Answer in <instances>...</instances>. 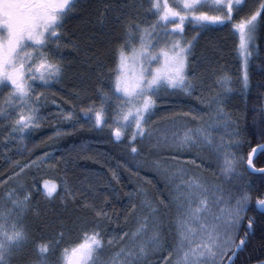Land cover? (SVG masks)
I'll use <instances>...</instances> for the list:
<instances>
[{
	"label": "snow or ice",
	"instance_id": "6c2138e0",
	"mask_svg": "<svg viewBox=\"0 0 264 264\" xmlns=\"http://www.w3.org/2000/svg\"><path fill=\"white\" fill-rule=\"evenodd\" d=\"M92 2L0 0V124L8 125L5 140L22 142L25 133L40 127V108L45 98L37 89L60 83L65 73V50L79 54L85 44L84 62L94 69L89 79L95 97L91 104L80 108L85 123L98 130L110 129L115 142L127 140L126 147L135 160L142 154L139 145L153 140L150 125L161 92L195 97L204 110L189 107L181 115L203 122L193 126L187 120H174L173 128L160 133L152 147L168 149L172 159L194 149H210L222 161V175L231 179L245 159L234 149L248 140L239 121L225 111L221 95L207 101L196 95L198 89L202 91L203 80L197 77L194 67L198 62L195 42L202 33L216 30L213 26L227 28L236 36L243 58L242 84L247 89L249 58L259 47L257 33L264 24V0H257L258 7L251 12H245L247 0H94L95 21H84L91 25V34L84 41L66 38L69 18L84 11L86 3L92 6ZM189 26L195 32L190 39L186 36ZM97 35L114 45L110 64L96 51ZM217 82L226 92L231 91L230 77L221 76ZM81 92L87 95V89H82L76 93L77 98ZM61 115L69 122L79 123L81 119L74 111H63ZM260 119L254 134L256 145L249 144L246 161L248 170L264 174V167L256 168L253 163L254 157L264 156V112ZM64 134L62 129L55 132L57 136ZM50 159L53 157L44 152L31 165L19 166L15 175ZM141 166L157 172L174 189L175 244L168 251L169 258L174 256L172 264H225V260L234 264V257L256 224V215L248 214L250 193L244 191L233 197L229 192L226 199L223 185L210 186L199 176H188L184 168L165 167L159 159L136 161V167ZM109 170L111 180L103 185V192L94 185L79 187L71 181L61 187L44 180L41 189L34 181L32 187L46 201L59 199L65 208L71 205L82 212L73 221L81 238L72 244L63 243V227L54 236L35 239L26 223L29 212L40 215L32 207L31 188L22 193L16 189L6 192L5 202L0 205V264H149L150 255L163 245L160 206L169 205L164 200L157 204L143 186H137L127 193L128 215L135 214L134 227L119 232L106 229L104 225L112 223L113 216L120 219L114 208L113 215L109 214L110 200L118 196L112 182L120 183L119 173ZM133 200H139V204ZM255 205L264 225V195L256 197ZM30 245L32 255L24 258ZM58 248V258L51 259ZM106 248L111 249L107 256Z\"/></svg>",
	"mask_w": 264,
	"mask_h": 264
},
{
	"label": "trees",
	"instance_id": "16d2710c",
	"mask_svg": "<svg viewBox=\"0 0 264 264\" xmlns=\"http://www.w3.org/2000/svg\"><path fill=\"white\" fill-rule=\"evenodd\" d=\"M95 3L92 6L88 3L84 5L85 10L74 13L68 20L66 28V38H78L84 41L85 36L91 34V25L85 24V20L95 21ZM258 7L257 0H247L245 12H251ZM216 30L207 31L200 35L195 42L194 55L197 63L196 75L203 80L202 91L197 90L196 95L201 96L207 101L217 94L223 97L225 111L230 113L234 119L239 121V126L246 135L248 143H243L239 149H234L244 156L236 169V174L231 179H226L220 171L221 160L207 148L193 150L184 153L178 159H172L169 150L161 147H152L155 139L160 133L170 131L173 128V121L187 120L189 124L195 125L203 121H191L189 117H184L181 113L188 111L189 107L204 110V105L195 97H185L181 93L161 92L155 115L150 125L153 132L151 144L144 141L139 145L142 154L133 160L132 154L126 147L127 140L115 142L110 135V129L98 130L90 127L83 120V113L80 108L92 103L95 99L94 88L91 86L93 81L89 79L94 73L85 61L84 47L78 54L71 49L65 50V73L60 83L53 84L50 88H38L43 91V106L40 108L42 117L39 128L29 130L24 135L26 139L22 142L8 139V125L0 124V205L5 201L6 192L16 189L22 193L31 188L33 192L34 209H38L39 216L32 212L27 214L26 223L33 230L35 239L41 236H54L57 230L63 227L65 231L64 244H72L81 238V232L73 224L76 216L82 215L80 210L69 205L65 208L59 199L46 201L35 188L32 187L34 181L39 182L43 188V181L48 180L61 186V182L71 181L79 187L94 185L101 192L105 191L103 185L111 180L110 168L115 169L120 176V183L112 182L118 196H113L108 205L109 214L120 217L104 227L115 232L121 229H131L135 224V214L128 215L129 198L127 193L134 191L137 186H143L149 193V198L157 204L164 200L169 206H160V217L164 221L162 231V248L155 254L150 255L149 264L153 261L163 259L166 249H172L175 244V226L173 224L177 210L172 202L171 194L173 186L166 184L165 180L157 172L148 170L141 166L136 167V161L143 162L145 159H159L168 168H184L188 176H199L210 186L221 184L225 189V198L230 192L233 197L248 191L252 197L249 205V215H256V224L249 235L247 243L236 255L234 264H254L264 261V225L260 223L261 214L256 209L255 199L259 195H264V174H251L246 169V157L251 147H255L257 133L261 123L260 113L264 112V24L258 30L256 44L259 46L249 58L248 75L249 86L244 89L243 78V58L238 51V38L227 28L220 29L213 26ZM117 35L113 33V36ZM195 32L189 26L186 33L187 38H191ZM113 44H109L107 39L97 35L96 51L102 56L105 63L110 64L113 58ZM221 76L231 79V91L226 92L217 82ZM82 89H87V95L81 92L79 98L76 93ZM91 98V99H90ZM97 104L99 101H96ZM74 111L76 116L81 117L80 122H68L64 124L61 120L60 112ZM205 119L207 117L205 116ZM83 125V126H81ZM62 126L65 127L67 134L57 136L55 132ZM251 144V147L249 146ZM85 145L84 148H81ZM44 152H53V159L44 163L42 170H32L22 173L20 176L13 177L18 171L19 166L31 162L37 157H42ZM195 160V163H193ZM65 161L69 163L65 164ZM254 166L264 167V156L255 157ZM138 171L140 175H136ZM23 184V188L20 185ZM110 191V189L108 190ZM139 204V200H133ZM128 210V211H126ZM139 209H137V212ZM128 215L127 223L124 217ZM61 221L64 223L62 224ZM246 223V222H245ZM119 225V227L117 226ZM243 233L241 232V235ZM63 246V245H62ZM111 249H105V256ZM60 249L56 250L51 259L56 260ZM32 255L31 245L24 258ZM227 260H225L226 262Z\"/></svg>",
	"mask_w": 264,
	"mask_h": 264
},
{
	"label": "rangeland",
	"instance_id": "374dc122",
	"mask_svg": "<svg viewBox=\"0 0 264 264\" xmlns=\"http://www.w3.org/2000/svg\"><path fill=\"white\" fill-rule=\"evenodd\" d=\"M61 113H62V111L60 112V116H61V120H62V122H63L64 124H67L69 121L64 120L63 117H62V115H61ZM58 129L65 130V127L60 126ZM52 153H53V152H49V154H50L51 156H52ZM33 160H36V159H33ZM33 160H31V162H32ZM31 162H29V163H27V164H23V165H31ZM43 164H44V163H43ZM43 164H40L38 168H37L36 166L27 167V168H25L24 172H27V171H29V170H30V171H32V170H42V168L45 167V165H43ZM21 166H22V165H21ZM13 177H16V175H14ZM60 185H63V183L61 182ZM174 221H175V219H174ZM173 224H174V226H175V223H174V222H173ZM165 251H166V255L164 256V258H163V259H160V260H157V261H153V263L156 262V263H154V264H165V259H167L168 264H172V260H174V256L171 257V258H169V255H168V251H169V250L166 249Z\"/></svg>",
	"mask_w": 264,
	"mask_h": 264
},
{
	"label": "water",
	"instance_id": "95a60500",
	"mask_svg": "<svg viewBox=\"0 0 264 264\" xmlns=\"http://www.w3.org/2000/svg\"><path fill=\"white\" fill-rule=\"evenodd\" d=\"M251 151V150H250ZM254 159H255V157H254ZM246 162V169H247V161H245ZM254 162V161H253ZM257 168V167H256ZM247 171L248 172H250L251 174H254V175H256V174H260V173H255V172H251V170H248L247 169ZM263 175V174H262ZM257 210H259V209H257ZM238 254V253H237ZM236 258L234 257V260H235ZM225 264H227V261L225 262ZM254 264H264V261H260V263H254Z\"/></svg>",
	"mask_w": 264,
	"mask_h": 264
},
{
	"label": "flooded vegetation",
	"instance_id": "af4514ba",
	"mask_svg": "<svg viewBox=\"0 0 264 264\" xmlns=\"http://www.w3.org/2000/svg\"><path fill=\"white\" fill-rule=\"evenodd\" d=\"M257 209V208H256Z\"/></svg>",
	"mask_w": 264,
	"mask_h": 264
}]
</instances>
